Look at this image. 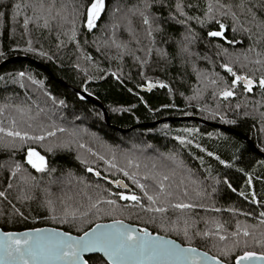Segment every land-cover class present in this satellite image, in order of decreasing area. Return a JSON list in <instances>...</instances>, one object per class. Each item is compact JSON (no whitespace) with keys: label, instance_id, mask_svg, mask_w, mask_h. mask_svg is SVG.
Instances as JSON below:
<instances>
[{"label":"trees","instance_id":"1","mask_svg":"<svg viewBox=\"0 0 264 264\" xmlns=\"http://www.w3.org/2000/svg\"><path fill=\"white\" fill-rule=\"evenodd\" d=\"M90 2L0 0V62L23 55L45 67L25 59L0 68V227L53 226L80 234L93 223L122 219L183 244L187 223L188 242L228 264L241 250L224 256L219 249L237 239L245 250H264L255 243L264 236V157L243 136L212 124L156 122L196 116L230 126L264 151V0H104L88 29L81 6ZM220 24L223 34L209 36ZM223 64L251 77V91L242 80L233 86ZM147 83L155 85L141 90ZM80 90L100 100L108 123ZM223 90L234 95L223 97ZM9 131L54 134L21 141ZM28 147L44 156V170L27 163ZM16 163L21 167L13 171ZM121 168L135 173L150 195L160 193L151 206L164 213L145 210L150 202ZM105 177L122 179L129 189ZM121 192L137 195L144 207L121 200ZM96 200L99 213L89 211ZM179 203L192 207L176 208ZM65 211L76 216L62 222ZM204 231L210 235H196ZM217 231L226 241L211 235ZM102 259L87 256L89 264Z\"/></svg>","mask_w":264,"mask_h":264},{"label":"snow or ice","instance_id":"2","mask_svg":"<svg viewBox=\"0 0 264 264\" xmlns=\"http://www.w3.org/2000/svg\"><path fill=\"white\" fill-rule=\"evenodd\" d=\"M42 6V5H41ZM21 5H14V8L19 9ZM82 8L86 9V27L92 29L97 17L100 16L102 9L104 8V0H91L90 3L82 5ZM147 7V5H145ZM179 7V5H178ZM224 7V5H221ZM209 12L212 8L209 7ZM30 18H26L24 23L28 24ZM145 24L149 23L148 17L144 16ZM224 25L220 24V31L209 32V36L219 37L223 34ZM73 37L75 35V25L73 22ZM149 35L151 33L149 32ZM72 38V37H70ZM259 62V61H257ZM221 67L225 68L231 73L235 79L232 80V85L235 86L237 81H244L245 90L251 91L253 80L249 76L237 75L231 66L223 64ZM23 76L24 73H18ZM114 75V73H113ZM91 79V77H89ZM216 83V81H212ZM259 84L264 88V77L259 81ZM151 87V85H149ZM79 95V93L77 94ZM223 97H229L234 95L231 90H223L220 92ZM61 103H63L61 101ZM4 131V129H0ZM63 131V129H61ZM185 131H193L186 129ZM54 133L44 132L43 135L29 136L28 132L9 131L8 135L19 137L21 141L34 140L42 141L45 136H51ZM177 139L184 141L183 137H177ZM50 151V149H49ZM212 155V153H209ZM27 163L37 171H42L46 168V162L44 156L40 155L34 148L28 147L27 155L25 157ZM103 159V157H101ZM131 164V160L128 161ZM220 163H225L223 160ZM21 167L20 163H16L13 171H16ZM112 167H116L115 164ZM124 172L125 176H129L134 183L137 184L143 192L144 196L150 202V205L145 209L148 212L164 213V207H155L157 198L160 193L150 195L145 189V185L136 180V174L129 175L124 169H119ZM89 172L93 169L89 168ZM95 175L99 176L100 173L96 172ZM105 179H107L105 177ZM167 179V177H165ZM114 183H122L121 181H113ZM250 183V181H249ZM161 192L164 189L163 183L159 184ZM231 187V185H229ZM127 188V185H125ZM4 193L0 192V196ZM244 195L243 192L240 193ZM121 200L127 199L128 201L140 204V197L134 194L125 195V193H119ZM253 199L255 197L253 196ZM51 203L50 201L48 202ZM101 203V200H96L95 203L89 205V211L95 209L97 213L101 211L97 207ZM108 204L115 205V200L107 201ZM143 208L144 205L140 204ZM176 208L185 209L190 208L192 205L179 203L175 205ZM106 214L110 215L111 212ZM22 215V214H21ZM76 216L75 212L69 213L65 211V219L62 222H67L66 218L69 216ZM88 215V212H80L81 218ZM264 216V213H261ZM55 219V217H53ZM264 222V221H262ZM161 227H164L162 224ZM175 227V225L173 226ZM190 225L187 223L183 229V234L186 238L183 244L177 243L175 240H170L159 235H153L145 228H137L136 226L125 225L122 220H110L108 223H93L87 231L82 235L72 236L67 232H62L58 229H28L23 232H3L0 231V264H89L82 253L98 249L103 252L104 259L101 264H225L223 259H219L216 255H209L208 252H202L199 249L192 247L188 242ZM217 229L221 228L220 224H216ZM239 228V224H237ZM167 230V229H165ZM244 236H248L247 230H242ZM196 235L209 236L208 231L202 233L198 232ZM211 235L218 236L220 241H226V237L220 235L217 231L211 233ZM233 237L237 236L236 232H232ZM257 245H260L264 249V236L261 239L255 240ZM247 247L246 242H241L237 239L234 242L227 243L225 247H221L219 251L222 255L228 256L230 252L236 251L238 248L241 250L240 255L235 256L236 264H264V250L260 252L245 250Z\"/></svg>","mask_w":264,"mask_h":264},{"label":"water","instance_id":"3","mask_svg":"<svg viewBox=\"0 0 264 264\" xmlns=\"http://www.w3.org/2000/svg\"><path fill=\"white\" fill-rule=\"evenodd\" d=\"M25 59H28L29 61L39 65V66H42L44 67L40 62H38L37 60L35 59H31V58H28L26 56H23V55H19V56H12V57H9V58H5L3 59L1 62H0V68L2 66H4L5 64L9 63V62H13V61H18V60H25ZM45 68V67H44ZM61 82H63L62 80H60ZM64 83V82H63ZM149 85L154 86L155 84L153 83H147L146 86H141L140 89L141 90H149L151 87H149ZM79 95L82 97V98H85V99H89L93 102H95L102 110V113H103V117H104V120L106 123H108V112L105 108V106L100 102V100L98 98H96L94 95H92L91 93L85 91V90H80L78 91ZM171 119H180V120H189V119H193V120H198V121H202V122H205V123H208V124H212L213 126H216L218 128H222V129H225V130H229V131H232L238 135H241L243 136L247 142L250 144V146L261 156V157H264V151L258 149L248 138H246L243 134H241L240 132L234 130L233 128H231L230 126L228 125H225V124H221V123H215V122H210V121H207V120H204V119H201V118H198L196 116H181V117H169V118H164V119H161V120H158L156 122H160V121H163V120H171ZM154 122H150V123H144L145 125H151L153 124ZM123 131V130H122ZM106 181H108L109 183H111L113 186H118V187H121L123 189H129V186L125 183L124 180L122 179H111V178H107ZM113 181H121L122 183H114ZM125 185H127V188H125ZM116 220H122V219H116ZM110 221V220H109ZM109 221H99V222H96V223H108ZM123 223L125 225H129V226H136L137 228H145V227H142V226H139L137 224H132V223H129V222H126L124 220H122ZM91 227V226H90ZM36 228H40V229H58L62 232H67L69 233L70 235L72 236H77V235H82L83 232L87 231L88 229H86L85 231H83L82 233L80 234H74V233H71V232H68V231H65L61 228H56V227H53V226H40V227H34V228H27V229H22V230H3L1 227H0V231H3V232H7V231H11V232H23L25 230H28V229H36ZM148 229V228H147ZM148 231L150 233H152L153 235H159L161 237H165L167 239H170V240H175L177 243H180L182 244L181 242H179L178 240L172 238V237H169V236H166V235H163V234H159V233H154V232H151L149 229ZM192 246V245H191ZM192 247H195L197 249H199L200 251L202 252H205V250H202L196 246H192ZM207 252V251H206ZM209 253V252H208ZM93 254H99L101 255L103 258H104V254L103 252L99 251L98 249H93L92 251H89V252H84L82 253V256L87 260V256L89 255H93ZM209 255H213L211 253H209ZM219 258V257H218ZM220 259V258H219ZM225 264H228L225 262ZM233 264H236V260L234 259V263Z\"/></svg>","mask_w":264,"mask_h":264},{"label":"rangeland","instance_id":"4","mask_svg":"<svg viewBox=\"0 0 264 264\" xmlns=\"http://www.w3.org/2000/svg\"><path fill=\"white\" fill-rule=\"evenodd\" d=\"M37 151V150H36ZM38 152V151H37Z\"/></svg>","mask_w":264,"mask_h":264}]
</instances>
